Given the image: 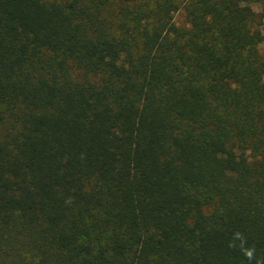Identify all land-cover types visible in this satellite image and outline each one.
<instances>
[{"label":"trees","instance_id":"obj_1","mask_svg":"<svg viewBox=\"0 0 264 264\" xmlns=\"http://www.w3.org/2000/svg\"><path fill=\"white\" fill-rule=\"evenodd\" d=\"M263 24L0 0V264H264Z\"/></svg>","mask_w":264,"mask_h":264},{"label":"rangeland","instance_id":"obj_2","mask_svg":"<svg viewBox=\"0 0 264 264\" xmlns=\"http://www.w3.org/2000/svg\"><path fill=\"white\" fill-rule=\"evenodd\" d=\"M252 4L254 5V8L255 9H257V10L259 9V6H258L259 3L253 2ZM262 28H263V31H264V24H263V27ZM261 49L264 50V43L262 44Z\"/></svg>","mask_w":264,"mask_h":264},{"label":"clouds","instance_id":"obj_3","mask_svg":"<svg viewBox=\"0 0 264 264\" xmlns=\"http://www.w3.org/2000/svg\"><path fill=\"white\" fill-rule=\"evenodd\" d=\"M249 255H250V253H249Z\"/></svg>","mask_w":264,"mask_h":264}]
</instances>
